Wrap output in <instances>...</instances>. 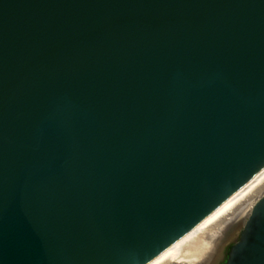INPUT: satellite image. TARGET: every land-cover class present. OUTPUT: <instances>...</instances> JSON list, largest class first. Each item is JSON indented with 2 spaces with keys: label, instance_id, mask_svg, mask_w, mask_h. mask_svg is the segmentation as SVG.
<instances>
[{
  "label": "water",
  "instance_id": "95a60500",
  "mask_svg": "<svg viewBox=\"0 0 264 264\" xmlns=\"http://www.w3.org/2000/svg\"><path fill=\"white\" fill-rule=\"evenodd\" d=\"M263 167L264 0H0V264H146Z\"/></svg>",
  "mask_w": 264,
  "mask_h": 264
},
{
  "label": "bare ground",
  "instance_id": "6f19581e",
  "mask_svg": "<svg viewBox=\"0 0 264 264\" xmlns=\"http://www.w3.org/2000/svg\"><path fill=\"white\" fill-rule=\"evenodd\" d=\"M264 187V167L183 237L146 264H203L226 220L251 194Z\"/></svg>",
  "mask_w": 264,
  "mask_h": 264
}]
</instances>
